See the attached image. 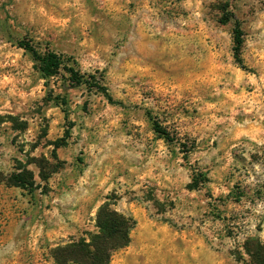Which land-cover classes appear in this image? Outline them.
<instances>
[{"label":"rangeland","instance_id":"1","mask_svg":"<svg viewBox=\"0 0 264 264\" xmlns=\"http://www.w3.org/2000/svg\"><path fill=\"white\" fill-rule=\"evenodd\" d=\"M21 168L39 188L0 183V264H56L105 203L137 222L111 264H243L264 244V0H0V174Z\"/></svg>","mask_w":264,"mask_h":264},{"label":"trees","instance_id":"2","mask_svg":"<svg viewBox=\"0 0 264 264\" xmlns=\"http://www.w3.org/2000/svg\"><path fill=\"white\" fill-rule=\"evenodd\" d=\"M224 15L221 19L222 24L234 23L233 28V53L235 62L245 69L242 59V49L244 46V30L241 22L235 14L230 11L229 4L224 6ZM19 47L30 52L36 62V67L43 79L49 81L58 76L62 70L68 69L69 81L71 85L85 86L90 91L103 94L111 103L107 89L95 77L85 78L73 68H66L65 60L62 56L51 50H38L31 42L20 41ZM154 131L164 140L172 142L170 134L165 131L158 122H153ZM46 163L45 160L39 161V167ZM49 176L41 172L42 181H47ZM8 182L12 186L21 188L33 194L39 186L33 172L27 169H19V172L12 173L8 178L0 174V183ZM136 220L132 216L119 213L113 209L109 203H105L97 214L98 232L89 235V238H81L77 241L57 247L53 251V258L56 264H111L113 255L128 247L131 243V233L136 227ZM245 250L249 255L248 260L238 258L243 264H264V244L260 239H252L245 245Z\"/></svg>","mask_w":264,"mask_h":264}]
</instances>
